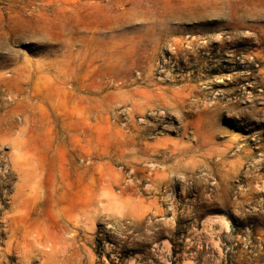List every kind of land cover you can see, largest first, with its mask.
Returning a JSON list of instances; mask_svg holds the SVG:
<instances>
[{
    "label": "rangeland",
    "instance_id": "374dc122",
    "mask_svg": "<svg viewBox=\"0 0 264 264\" xmlns=\"http://www.w3.org/2000/svg\"><path fill=\"white\" fill-rule=\"evenodd\" d=\"M0 264H264V0H0Z\"/></svg>",
    "mask_w": 264,
    "mask_h": 264
}]
</instances>
